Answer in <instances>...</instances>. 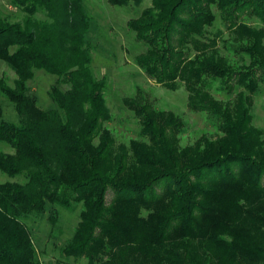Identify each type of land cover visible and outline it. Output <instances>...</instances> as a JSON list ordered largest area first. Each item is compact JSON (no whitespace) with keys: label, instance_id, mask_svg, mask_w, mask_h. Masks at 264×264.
<instances>
[{"label":"trees","instance_id":"trees-1","mask_svg":"<svg viewBox=\"0 0 264 264\" xmlns=\"http://www.w3.org/2000/svg\"><path fill=\"white\" fill-rule=\"evenodd\" d=\"M13 2L25 18L0 17V60L16 79L11 86L0 76V90L19 122L0 121V142L14 149L0 152V171L25 181L0 182V264H42L23 217L49 204H82L67 257L264 264V136L252 114L264 84V0H153L128 22L147 45L136 63L148 78L170 90L184 84L189 108L220 131L187 145L183 119L141 97L124 102L139 119V138L117 144L104 126L112 119L107 81L93 73L84 0ZM215 8L225 30L212 33ZM36 69L58 77L49 93L56 106L44 109L29 93Z\"/></svg>","mask_w":264,"mask_h":264},{"label":"rangeland","instance_id":"rangeland-1","mask_svg":"<svg viewBox=\"0 0 264 264\" xmlns=\"http://www.w3.org/2000/svg\"><path fill=\"white\" fill-rule=\"evenodd\" d=\"M152 1L143 0L140 5L131 3L127 6H115L108 0H84L86 13L90 17L88 41L93 48V73L97 78H105L107 81L105 98L112 119L104 126L112 131L117 144H129L131 139L139 138V119L124 102L127 98L141 97L151 102L155 108L173 111L183 119L185 127L180 134L181 145L192 144L203 135L215 138L219 135V129L206 113L195 112L189 108V94L184 84H180L176 90H170L149 79L136 63V57L146 51L147 45L137 40L136 33L128 27V22L139 17L145 8L152 5ZM215 12L217 20L209 28L212 33L219 29L225 30L217 8ZM0 17L12 22L23 21L25 13L13 0H0ZM37 17L46 19V14L41 11ZM248 22L257 25L254 19H249ZM222 53L226 54L227 51L223 50ZM235 58L239 59L238 56ZM0 76L9 85H14L16 75L13 69L1 60ZM57 79V76L45 70L36 69L34 78L28 81L29 93L37 99L40 107L48 109L56 106L49 93ZM60 87L66 90L70 85L62 84ZM214 95L223 100L234 97V94L227 93L214 92ZM252 114L253 124L263 131L264 136V84L253 96ZM1 120L19 122V115L14 103L0 90ZM13 151L9 144L0 142V152ZM5 181L24 182L25 178L11 177L0 171V182ZM111 197L110 192L108 200ZM81 210L82 204H75L73 209L49 204L44 212L23 217L32 231L37 255L42 264H97L86 258L67 257L63 252L64 246L75 233ZM52 218H56L55 223Z\"/></svg>","mask_w":264,"mask_h":264}]
</instances>
